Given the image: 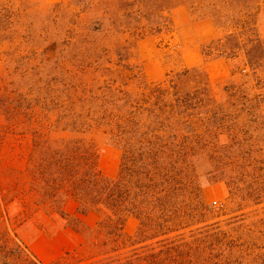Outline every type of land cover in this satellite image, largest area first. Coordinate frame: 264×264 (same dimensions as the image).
<instances>
[{
    "label": "rangeland",
    "instance_id": "rangeland-1",
    "mask_svg": "<svg viewBox=\"0 0 264 264\" xmlns=\"http://www.w3.org/2000/svg\"><path fill=\"white\" fill-rule=\"evenodd\" d=\"M247 51L255 56L249 58ZM257 60L264 62V0H0V183L16 184L28 149L36 139H47L49 122L32 124V113L149 109L143 95L187 71L179 86L190 94V109H213L214 101L224 104L231 93L241 97L235 105L243 109V104L251 107L244 95L264 101V64L257 77L250 67ZM56 127L55 141L78 137ZM90 138L99 147L101 172L115 178L121 151L103 132ZM259 138L240 170L256 177L255 189L263 190L257 204L240 205L218 180L239 168L235 172L224 162L198 170L204 201L219 215L217 223L246 220L245 233L252 231L256 251L264 253V134ZM224 153L218 149L222 158ZM5 189H0V264H52L84 244L85 234L74 230L72 219L35 208L26 195L24 202H13L10 188ZM78 208L73 199L64 204L69 217L96 228L99 213L81 215ZM139 228L129 217L126 236L135 238Z\"/></svg>",
    "mask_w": 264,
    "mask_h": 264
},
{
    "label": "trees",
    "instance_id": "trees-1",
    "mask_svg": "<svg viewBox=\"0 0 264 264\" xmlns=\"http://www.w3.org/2000/svg\"><path fill=\"white\" fill-rule=\"evenodd\" d=\"M247 56L255 54L247 51ZM262 64L250 63L256 77L263 74ZM188 74L145 93L149 109H79L43 117L32 113L31 123L40 126L45 120L50 132L45 141L36 139L28 149L25 169L17 170V183L1 181L0 189L10 188L13 202H24L26 195L35 208L72 219L74 230L85 234L78 250L52 264H264L252 231L245 233L250 226L246 220L229 226L217 223L219 215L204 201L198 170L203 165L223 167L224 162L235 172L239 168L237 174L218 180L226 182L231 198L240 205L257 204L263 190L255 189L256 177L240 170L264 134V101L259 95L248 94L251 99L244 95L251 107L243 104L238 109L235 102L241 97L231 93L224 104L214 101L213 109H190V94L179 86ZM56 124L64 126L63 134L78 137L55 141ZM99 132L121 151L115 178L100 170L99 147L90 138ZM218 149L225 152L224 160ZM260 181L263 186L264 179ZM27 184L29 190L24 191ZM68 199L78 203L81 215L99 213L96 228L65 213ZM211 214L216 217L213 222ZM129 217L139 221L135 238L125 234Z\"/></svg>",
    "mask_w": 264,
    "mask_h": 264
},
{
    "label": "crops",
    "instance_id": "crops-1",
    "mask_svg": "<svg viewBox=\"0 0 264 264\" xmlns=\"http://www.w3.org/2000/svg\"><path fill=\"white\" fill-rule=\"evenodd\" d=\"M69 204H71V206H73V205H72V202H70ZM76 210H77V209H76Z\"/></svg>",
    "mask_w": 264,
    "mask_h": 264
}]
</instances>
